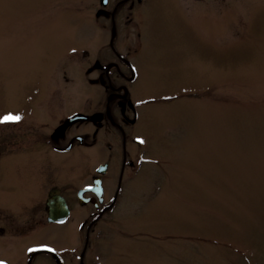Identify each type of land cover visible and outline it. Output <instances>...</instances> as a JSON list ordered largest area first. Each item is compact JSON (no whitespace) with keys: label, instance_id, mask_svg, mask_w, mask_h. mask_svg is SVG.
I'll use <instances>...</instances> for the list:
<instances>
[{"label":"rangeland","instance_id":"obj_1","mask_svg":"<svg viewBox=\"0 0 264 264\" xmlns=\"http://www.w3.org/2000/svg\"><path fill=\"white\" fill-rule=\"evenodd\" d=\"M191 3L136 1L114 23L101 0H0V116L20 117L0 123V200L15 211L44 197L40 173L84 181L80 171L105 156L99 144L66 153L22 140L75 111L113 122L115 83L95 63L114 45L135 65L124 87L138 107L137 172L87 244L95 210L77 204L67 223L23 239L55 251L39 264H264V0ZM18 253L26 264L29 251Z\"/></svg>","mask_w":264,"mask_h":264},{"label":"flooded vegetation","instance_id":"obj_2","mask_svg":"<svg viewBox=\"0 0 264 264\" xmlns=\"http://www.w3.org/2000/svg\"><path fill=\"white\" fill-rule=\"evenodd\" d=\"M136 1L138 3L144 2V0H117L113 3V7L110 10V8L105 6L108 0H101L104 8L100 9V11L102 13L108 11L110 18L115 23L120 20L119 16L121 11L125 7L133 9ZM187 1H192L195 4L207 0ZM127 20L129 22L130 18L127 17ZM112 46L111 55L114 58L105 59V63L97 61L95 65L98 68L97 73L99 75L102 74L105 76L109 84L115 83L113 84V88L109 87L107 89L108 103L114 121H109L108 118L103 116L102 112H94L88 115L89 118L73 121L61 132H58L71 116L82 113L81 111H75L67 116L62 126L53 129V131L47 128L44 133H35V137L37 138L30 135L28 138L23 139L26 141L25 143L23 140L21 143L24 147L30 143L36 144L37 142L45 145L52 144L53 147H50L51 149L66 153L76 151V149L94 148L99 144L104 147L105 156L102 160L96 162L90 170L85 169L80 171L83 179H85L84 181L77 182L78 179L71 181L68 178L64 180L63 178L57 177V175L55 176V173L49 170L47 175L40 173L39 178L42 182L44 197L35 202H31L29 204L31 205L30 208H22L18 212L7 207V203L0 200V264H24L23 254H19L18 250L29 251L26 264H39L38 260L40 256L49 258L50 260L55 258V252L53 251H40L41 244L39 243L30 242L21 244L20 242L32 236L42 226L61 225L70 221L77 214L75 211L76 207H74L76 204L85 210H95L90 217L91 221L85 231V239L86 241L89 240L90 233L94 229L93 226L117 205L125 184V179L137 172L136 169L139 161L142 159V155L138 152V149L132 151L131 147L132 145L139 147L141 140L130 131L129 127L135 122L138 116V107L135 106L131 93L124 87V82H133L135 80L136 73L133 71L135 65L123 57L116 46ZM104 64H106L105 70L103 68ZM84 121L91 122L93 127L90 129H73L74 125ZM89 135L94 136V139L87 142L86 139ZM60 136L66 140L68 139L66 146H62L59 142L57 143L56 139ZM3 151L4 145L0 139V180L2 161L7 157ZM81 156H83L82 153ZM114 162L119 164L120 172L116 190L112 193L109 192V179L112 174V165L115 164ZM56 178H58L60 184L59 189L49 191L53 186L50 184H54ZM52 196H61L57 198L53 205L54 211L56 212L54 215L56 220H49L48 200ZM41 200H44L42 207H40ZM65 205L68 211L65 209ZM59 207H61V210L58 211ZM4 252L6 254H3Z\"/></svg>","mask_w":264,"mask_h":264},{"label":"water","instance_id":"obj_3","mask_svg":"<svg viewBox=\"0 0 264 264\" xmlns=\"http://www.w3.org/2000/svg\"><path fill=\"white\" fill-rule=\"evenodd\" d=\"M88 116L86 115H83V114H77L75 116H73L72 118H70L67 123H65V125L58 131V132H61L69 123L73 122V121H76V120H81V119H87ZM58 197H61V196H52L51 198H49L48 200V206H49V220H56V217H54V215L56 214V212L54 211V203L55 201L57 200ZM65 201V200H64ZM66 204V202H65ZM66 206V205H65ZM67 211H68V208L66 206ZM61 210V207L58 208V211ZM68 214V213H67ZM66 216V215H65Z\"/></svg>","mask_w":264,"mask_h":264},{"label":"snow or ice","instance_id":"obj_4","mask_svg":"<svg viewBox=\"0 0 264 264\" xmlns=\"http://www.w3.org/2000/svg\"><path fill=\"white\" fill-rule=\"evenodd\" d=\"M19 119L20 117L18 115L6 114L0 116V123L19 121Z\"/></svg>","mask_w":264,"mask_h":264}]
</instances>
